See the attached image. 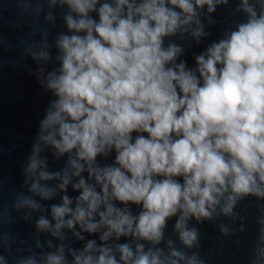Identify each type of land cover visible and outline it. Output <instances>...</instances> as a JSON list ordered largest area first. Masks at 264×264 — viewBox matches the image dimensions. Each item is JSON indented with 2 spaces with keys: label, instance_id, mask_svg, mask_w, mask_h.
Segmentation results:
<instances>
[{
  "label": "clouds",
  "instance_id": "9594fccd",
  "mask_svg": "<svg viewBox=\"0 0 264 264\" xmlns=\"http://www.w3.org/2000/svg\"><path fill=\"white\" fill-rule=\"evenodd\" d=\"M59 2L76 15L65 16L72 34L56 42L58 68L40 81L57 98L40 121L25 183L30 179L28 191L42 199L64 193L50 206L54 223L42 215L38 230L61 240L62 228L82 241L84 233L96 234L99 243L88 239L67 255L60 244L39 262L16 264H205L172 240L167 251L156 245L171 217L181 243L192 248L198 230L188 227L190 219L235 220L239 200H264V0H240L236 10L248 14L246 22L196 55L192 67L165 37L191 29L198 40L206 34L201 15L228 0ZM31 55L48 60L47 43ZM39 142L57 157L67 154L62 170H48ZM53 179L59 183H44ZM69 184L75 197L66 194ZM16 207L42 206L21 193ZM257 223L249 264H264V212ZM219 228L230 231L223 222ZM121 237L129 239L119 243Z\"/></svg>",
  "mask_w": 264,
  "mask_h": 264
},
{
  "label": "water",
  "instance_id": "95a60500",
  "mask_svg": "<svg viewBox=\"0 0 264 264\" xmlns=\"http://www.w3.org/2000/svg\"><path fill=\"white\" fill-rule=\"evenodd\" d=\"M239 4L240 0H228L227 4L218 5L213 13L201 15L206 34L198 40L189 29L182 35L177 33L165 37V46L170 43L181 46L183 51L178 55V60L186 61L189 67L194 66L196 55L204 52L214 41L224 38L238 23L246 22L248 14L242 9L236 10ZM49 5L50 0H0V256H3L4 264H16L17 258L28 257H35L39 262L42 254L54 252L60 244L67 246V255L68 248H82L88 239H96L99 243L96 234L84 233L85 240L82 241L72 231L62 228L64 239L61 240L47 230H38L36 221L42 215L52 221L50 206L61 203L60 197L64 193L57 190V194L50 199H42L28 191L30 179L25 183L24 170L33 145L38 142L40 121L57 98L40 81L47 72L58 68L60 50L56 42L61 34H72L65 16L76 15L59 0ZM90 15L96 17L94 12ZM45 42L49 59H33L31 51L41 50ZM40 69H43V76ZM39 143L44 148L40 155L46 158L48 170H62L67 164V154L57 157L54 148ZM98 160L107 162L101 157ZM83 175L86 177L87 173ZM44 183L55 186L59 180ZM21 193L36 199L41 209L16 207L17 196ZM66 194L75 197L78 192L69 184ZM234 211L239 214L235 220L223 215L201 222L190 219L188 227L198 230V243L192 248L181 243L174 228L176 217H171L164 229L163 239L156 247L167 251V242L172 240L173 247L188 255L195 252L205 264H249L258 238L257 217L264 212V200L254 196L245 197L237 202ZM221 222L228 226L229 233L220 231ZM242 224L243 231L240 230ZM128 239L121 237L118 242L124 243ZM141 242L145 244V249L152 247L150 242ZM68 258L71 260L70 256Z\"/></svg>",
  "mask_w": 264,
  "mask_h": 264
}]
</instances>
